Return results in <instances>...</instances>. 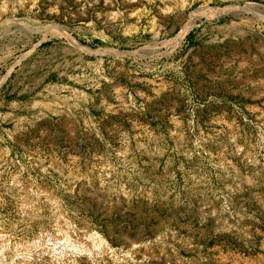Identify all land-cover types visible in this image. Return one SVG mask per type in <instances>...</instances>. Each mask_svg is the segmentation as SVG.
Here are the masks:
<instances>
[{
	"label": "rangeland",
	"instance_id": "374dc122",
	"mask_svg": "<svg viewBox=\"0 0 264 264\" xmlns=\"http://www.w3.org/2000/svg\"><path fill=\"white\" fill-rule=\"evenodd\" d=\"M0 264H264V0H0Z\"/></svg>",
	"mask_w": 264,
	"mask_h": 264
},
{
	"label": "bare ground",
	"instance_id": "6f19581e",
	"mask_svg": "<svg viewBox=\"0 0 264 264\" xmlns=\"http://www.w3.org/2000/svg\"><path fill=\"white\" fill-rule=\"evenodd\" d=\"M247 6V5H246ZM246 6H244L245 8H247ZM216 10H219V11H221V9H219L218 7L216 8ZM183 32V31H182ZM180 34V33H179ZM175 40V39H174Z\"/></svg>",
	"mask_w": 264,
	"mask_h": 264
}]
</instances>
